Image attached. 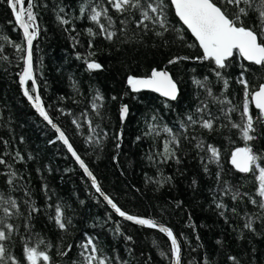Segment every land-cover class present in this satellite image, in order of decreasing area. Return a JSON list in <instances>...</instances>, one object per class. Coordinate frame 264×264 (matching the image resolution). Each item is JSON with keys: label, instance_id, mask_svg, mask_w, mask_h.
Listing matches in <instances>:
<instances>
[{"label": "trees", "instance_id": "1", "mask_svg": "<svg viewBox=\"0 0 264 264\" xmlns=\"http://www.w3.org/2000/svg\"><path fill=\"white\" fill-rule=\"evenodd\" d=\"M33 3L38 34L32 60L42 105L101 190L125 213L171 228L181 245V264H234L229 257H235L238 264H264V209L251 203L261 200L258 172L240 173L229 162L231 152L245 146L240 130L231 127V122H241L244 101L243 87L237 81L247 68L245 78L255 90L264 83V68L237 55L228 67L218 70L222 78L218 77L214 62L196 59L203 56L201 49L169 0H165L169 31L163 36L155 34L163 29L151 21L144 22L147 29L137 27L140 10L117 13L107 0ZM97 5L107 8L114 21L109 30L116 35L111 41L87 32L92 28L99 33L89 19L90 9ZM58 16L68 23H61ZM256 20L250 14L246 26ZM102 22L107 26L103 17ZM16 44L25 48L7 0H0V159L5 161L0 164V194L15 200L19 209V214L13 209L7 220L14 226L11 238L4 242L8 254L28 264L27 244L47 251L52 264H81L80 245L93 237L97 255L107 257L111 264H171L169 240L156 230L118 218L94 191L56 132L33 110L20 83L25 52L17 51ZM175 57L188 59L169 64ZM88 62L102 67L89 70ZM153 68L170 72L179 88L175 101L151 92H129L127 78L150 75ZM197 80L205 86L197 85ZM26 88L34 97L30 81ZM122 105L129 109L124 124ZM232 107L236 111L230 113V122L224 111ZM198 108L205 111L198 112ZM188 116L198 123L190 124ZM210 117L215 118L212 131L199 125L201 119ZM150 128L155 130L150 132ZM255 135L257 139L249 143L264 156V125L258 126ZM173 136L179 141L176 158L165 159L164 145ZM201 142L203 150L197 147ZM208 145L219 150L218 162H209ZM217 204L224 207L217 208ZM57 205L65 230L54 219ZM249 222L251 229L245 227ZM41 240L44 244H39Z\"/></svg>", "mask_w": 264, "mask_h": 264}, {"label": "snow or ice", "instance_id": "2", "mask_svg": "<svg viewBox=\"0 0 264 264\" xmlns=\"http://www.w3.org/2000/svg\"><path fill=\"white\" fill-rule=\"evenodd\" d=\"M107 2L115 12L121 14L128 11L130 8L140 10L142 19L137 22V27L147 29L148 25L144 22L151 21L163 29V31L155 33L157 36H163L164 32L169 31L165 0H145L143 4L141 0H107ZM7 3L14 15L15 23L23 31V38L27 46L25 49L19 44L14 45L17 51L26 52V66L23 70V74L20 76V83L24 85L27 81L31 80L33 85H35L32 64L33 41L38 34L36 15L33 11L35 5L33 0H27V7H25V0H7ZM170 3L171 6L174 7L176 16L179 17V20L187 27V30L191 32L192 36L195 37L199 48L203 52V56L197 57L196 59L214 62L217 70L216 75L218 77H221V73L218 70L228 67L237 55L250 65L264 68V0H170ZM84 11L85 9L81 8L82 15ZM150 13L155 15H150ZM250 14L255 15L257 20L253 26H246L245 18H250ZM102 17L107 20V26L102 22ZM57 19H59L61 23H68V21L59 16ZM89 19L94 22L99 29V33H96L92 28H88L87 32L89 35L95 37L99 34L110 41L114 38L116 35L115 31L109 30L114 27V21L112 17L108 15L107 8H101L99 5L92 7L90 9ZM125 23L126 21H121V24ZM4 39L7 38L5 37ZM181 39H183L182 36ZM181 59L188 58L175 57L170 59L168 63L175 64ZM101 67L102 66L97 62L87 63V68L89 70H97ZM247 70V68H243L237 81L242 85L244 93V101L240 114L241 122H231L230 113L236 111L235 107L225 110L224 116L229 119L232 128L240 130L242 139L245 141L244 147H237L231 152L230 162L240 173L258 172L256 176L259 182L257 195L261 200L258 202L252 199L251 203H259V207L264 209V166H261V162H264V156L258 155L249 143L257 139L255 133L258 131V126L264 125V83H261L257 89L252 90L248 80L245 78V72ZM127 84L130 86L132 92L151 90L169 100H176L179 92L177 83L171 74L166 70H158L155 68L151 70L150 75L144 77L129 76L127 78ZM196 84L201 87L205 86V84L199 80L196 81ZM224 86L225 88L228 87V81L226 79L224 80ZM33 91H35V87H33ZM211 94L209 89V95ZM24 95L33 103L39 115L56 129L59 133L58 138L67 145L68 151L75 157L87 176L91 178L92 186L97 192H101L95 176L88 170L84 161L76 151L73 150L64 132L50 119L42 105L40 96L37 94L33 97L27 88H25ZM97 99H102V97L97 96ZM113 99H115V97H113ZM219 103L230 104L231 102L228 100H220ZM97 107L98 105L93 103V108L96 109ZM253 107L255 113H253ZM197 111L204 112L205 109L198 108ZM128 112V106L122 105L120 110V119L122 122L126 119ZM187 119L192 125L198 123L192 116H188ZM214 119L215 118L212 117L209 119H201L199 125L203 129L212 131L214 128ZM73 123L76 122L73 121ZM89 126L91 128V122H89ZM154 130V128H150V132ZM164 131L170 132L171 130L165 128ZM89 139L91 140V137ZM117 139L119 140L120 137H117ZM117 147H119V144H117ZM178 147L179 141L173 136L171 140L165 143L162 155L165 159L176 158V148ZM197 147L203 150V143L197 144ZM207 151L210 152L208 158L209 162L219 161L220 152L216 147L208 145ZM149 159H151V157H149ZM4 163L5 161L0 159V164ZM12 175L14 176L15 174L13 173ZM8 183L11 184L12 179H9ZM101 194L103 195V193ZM235 198L234 196L233 199ZM104 199L116 213L126 220L133 221L137 225L158 229L161 233H165L171 241L170 251L173 257V264H181V245L178 243L177 237L170 228L158 225L152 219L128 215L108 196H104ZM216 207L223 208L224 205L217 204ZM0 208H2L4 213L3 217H0V264H21L16 257L8 254V249L4 243L11 238V233L14 230V226L8 223L7 220L14 214L12 211L13 209L16 210V214H19L17 202L10 198L5 199L3 194H0ZM32 211H37V209L33 208ZM233 211L235 210L233 209ZM221 215H223V213H221ZM54 219L61 230L66 229V223L64 222L60 205L55 207ZM245 227L251 229V222L246 223ZM128 239L131 238L129 237ZM39 244H44V241H39ZM45 247H50V245H45ZM80 247L82 249L80 255L83 258L81 264H111L107 257L97 255L99 249L94 243L93 237H88L86 242L82 243ZM68 250L71 251V246H69ZM60 254L67 255L68 253L62 252ZM161 255H164V253H161ZM24 256L28 264H52V258L48 252L40 250L38 246L32 247L26 244L24 247ZM229 259L233 260L234 264H238V262L235 261V257H229Z\"/></svg>", "mask_w": 264, "mask_h": 264}, {"label": "water", "instance_id": "3", "mask_svg": "<svg viewBox=\"0 0 264 264\" xmlns=\"http://www.w3.org/2000/svg\"><path fill=\"white\" fill-rule=\"evenodd\" d=\"M170 1V0H169ZM173 8V10H174V7H172ZM174 13H175V10H174ZM176 15V14H175ZM177 17V16H176ZM178 18V20H179V17H177ZM180 21V20H179ZM181 22V21H180ZM182 23V22H181ZM16 24V23H15ZM182 25H183V23H182ZM16 26L18 27V29L21 31V33H22V35H23V31H22V29H20L19 28V26L16 24ZM186 29H187V27L185 26V25H183ZM189 31V30H188ZM189 33L191 34V32L189 31ZM191 36H192V34H191ZM193 37V36H192ZM194 39H195V37H193ZM196 41V40H195ZM24 42H25V40H24ZM197 42V41H196ZM197 44H198V42H197ZM199 46V45H198ZM26 42H25V49H26ZM201 52H202V50H201ZM202 55H203V52H202ZM25 61H26V52H25V56H24V68H25ZM245 62H247V61H245ZM248 63V62H247ZM32 64H33V60H32ZM24 68H23V70H24ZM159 70H166V71H168L166 68H162V69H159ZM169 72V71H168ZM170 73V72H169ZM22 74H23V71H22ZM21 74V75H22ZM136 77H140V76H136ZM33 78H34V80H35V76H34V71H33ZM31 83H32V81L31 80H29ZM28 82V81H27ZM26 82V83H27ZM26 83L24 84V85H21V87H22V91H23V93H24V91H25V88H26ZM32 85H33V83H32ZM178 86V85H177ZM33 87H35V94H34V97H35V95H39V92H38V87H37V85H36V83H35V85H33ZM126 87L128 88V90H129V92L130 93H132V94H137V93H141V92H151V93H154V94H156V95H158V96H160V97H162V98H164V99H166V100H169L168 98H166V97H163V96H161L159 93H156V92H153V91H151V90H141L140 92H132L131 91V88H130V86L126 83ZM179 89V88H178ZM178 95H179V92H178ZM178 95H177V98H178ZM25 96V95H24ZM25 98L27 99V101L29 102V104L31 105V107L33 108V110L39 115V112L36 110V108L33 106V103L31 102V101H29L28 100V98L25 96ZM169 101H175V100H169ZM254 108V107H253ZM45 109V108H44ZM46 111V110H45ZM128 116V115H127ZM39 117L49 126V127H51L55 132H56V134L58 135V137H59V133L56 131V129H54L52 126H51V124H49L46 120H44V118L42 117V116H40L39 115ZM50 117V116H49ZM51 119V118H50ZM126 119H127V117H126ZM126 119L122 122V124H124L125 123V121H126ZM53 122V121H52ZM54 123V122H53ZM55 124V123H54ZM58 127V126H57ZM59 128V127H58ZM60 129V128H59ZM61 130V129H60ZM62 131V130H61ZM66 136V135H65ZM67 138V137H66ZM69 141V140H68ZM60 142H61V144L66 148V150H67V152L69 153V155L71 156V158L75 161V163L79 166V168L83 171V173L85 174V176H86V178L88 179V181L90 182V184H91V186H92V181H91V178L90 177H88L87 176V174L84 172V170H83V168H81L80 167V164L77 162V160L75 159V157H73L72 156V154L68 151V148H67V145H65L64 143H63V141H61L60 140ZM70 143V142H69ZM73 147V146H72ZM73 150H74V148H73ZM75 151V150H74ZM230 160H231V156H230V159H229V162H230ZM85 164V163H84ZM230 164H231V162H230ZM85 166L87 167V165L85 164ZM231 166L234 168V166L231 164ZM88 168V167H87ZM235 169V168H234ZM88 170H89V168H88ZM236 170V169H235ZM90 171V170H89ZM237 171V170H236ZM239 172V171H238ZM97 181V180H96ZM97 184H98V182H97ZM99 185V184H98ZM93 187V186H92ZM100 187V186H99ZM93 189H94V191L97 193V195L104 201V203L111 209V211L118 217V218H120V219H122V220H124V221H126V222H128V223H131V224H133V225H136V226H139V227H143V228H148V227H146V226H141V225H137L136 223H134L133 221H128V220H126L124 217H121L118 213H116L115 212V210L107 203V201L104 199V196H107L102 190H101V192H97L96 191V189L93 187ZM101 189V188H100ZM101 193H103V195L101 194ZM127 214V213H126ZM128 215H130V214H128ZM132 216H134V215H132ZM135 217H140V218H147V217H141V216H135ZM148 219H151V218H148ZM153 220V219H152ZM154 221V220H153ZM158 225H161V226H164V227H167V228H169L168 226H166L165 224H162V223H158V222H156ZM148 229H152V228H148ZM171 229V228H170ZM153 230H156V231H158V232H160L158 229H153ZM172 230V229H171ZM161 233V232H160ZM174 233V232H173ZM161 234H163L168 240H169V238L166 236V234L165 233H161ZM175 235V234H174ZM176 236V235H175ZM178 240V239H177ZM169 242H170V244H171V241L169 240ZM178 243H179V241H178ZM180 244V243H179ZM181 254H182V250H181ZM58 264V263H57ZM171 264H173V257H172V260H171Z\"/></svg>", "mask_w": 264, "mask_h": 264}]
</instances>
